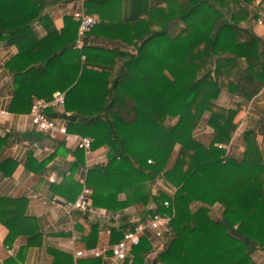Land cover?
Segmentation results:
<instances>
[{
	"label": "trees",
	"instance_id": "1",
	"mask_svg": "<svg viewBox=\"0 0 264 264\" xmlns=\"http://www.w3.org/2000/svg\"><path fill=\"white\" fill-rule=\"evenodd\" d=\"M69 1L0 0V46L16 48L5 64L14 90L9 112L29 113L35 99L61 93L67 131L91 138L92 151L106 147V163L88 170L85 185L94 209L119 216L108 229L111 247L136 227L125 213L129 207H142L139 223L154 214L169 218L171 235L161 252L148 261L153 247L142 236L124 264H256L254 254L264 252V125L260 143L253 128L242 133L241 157H226L225 147L247 104L264 89V41L248 23L264 15V0H163L157 29L138 18L123 20L120 0H86V11L96 16L89 36L117 41L134 55L88 47L87 39L74 49L78 21L66 16L57 30L45 13ZM206 18H212L207 27H195ZM221 93L239 100L234 109L217 104ZM205 115L208 141L195 138ZM157 182L173 194L153 193ZM216 204L218 219L210 211ZM25 206L22 199H0V224L8 232L3 245L27 238L15 258L0 264H20L25 248L39 244ZM98 228L92 225L83 239L86 249L95 248ZM48 253L51 264H99Z\"/></svg>",
	"mask_w": 264,
	"mask_h": 264
},
{
	"label": "crops",
	"instance_id": "2",
	"mask_svg": "<svg viewBox=\"0 0 264 264\" xmlns=\"http://www.w3.org/2000/svg\"><path fill=\"white\" fill-rule=\"evenodd\" d=\"M85 1L71 0L46 9L45 13L50 16L53 26L60 30L63 27L64 17H73V14L81 7L86 10ZM162 1L120 0L118 3L121 6L117 13L123 20L138 18L140 21L149 23L152 29H157L160 27L157 7ZM91 16L96 17L95 15ZM258 19V23H252V30L257 37L264 41V15L261 13ZM123 20H108L104 23H125ZM202 24L204 23L199 21L195 24V27H202ZM180 28L178 26L173 30L178 32ZM36 34L41 37L44 32L37 27ZM86 39L88 47L98 49L120 47L121 50L135 54L133 48L122 46L117 41H107L89 35ZM15 54V47L0 46V112L5 113L0 115V199L24 200L26 202L24 215L32 221L34 228L39 231V244L25 248L20 264H51L52 256L48 253L49 249L68 254L75 263L77 260L74 259L73 253L86 249L83 239L90 235L92 225L98 224L99 227L98 240L95 245V248L99 249H109L111 247L109 245L108 229L118 226L119 216L113 215L110 211L94 209L93 212L84 213L67 207V204L75 201H72L76 190L75 185L80 186L79 193L82 186L85 185L88 170L106 163L107 149L101 147L94 151L90 150L88 153H80L77 151L78 149L66 143L62 137L49 138L38 132L31 124L29 113L13 114L9 112L14 90L12 80L5 69V64ZM238 101L237 98L221 93L217 104L234 109ZM258 109L264 110V89L253 101L247 104L246 118L248 121L243 129L244 132L246 128L254 127L256 139L261 142L264 116ZM47 114L58 125L67 127L68 120L62 116L63 107L50 109ZM205 118L204 116L203 120L205 122L202 121L198 127L203 128L204 134L210 136L212 130L207 126V119ZM242 124L245 125V113ZM209 131L211 133H208ZM236 131L238 132V128ZM237 132L234 133L231 143L225 147L226 157L239 158L243 154V145L239 147L240 151L237 154L232 152V150L238 148L234 147ZM13 165H16L14 169ZM151 189L153 193L158 190L169 194L174 192V189L171 188L172 191L168 190L167 184L162 182L155 183ZM123 199V195H120L119 200ZM198 207L197 204L192 205V209ZM141 209L142 207L133 206L126 209L125 213L136 226H143L142 236L146 237L154 248L147 256V260L151 261L157 253L161 252L162 245L146 227L150 218L147 217L139 223ZM210 211L214 218H220L222 210L218 204L214 205ZM7 233V230L0 224V253L2 256L15 258L18 251L25 247L27 238L26 236H18L11 247L7 248L3 245ZM108 259H110L109 252L106 254V260L97 259V261L99 264H108ZM256 264H264V259L261 263Z\"/></svg>",
	"mask_w": 264,
	"mask_h": 264
},
{
	"label": "built area",
	"instance_id": "3",
	"mask_svg": "<svg viewBox=\"0 0 264 264\" xmlns=\"http://www.w3.org/2000/svg\"><path fill=\"white\" fill-rule=\"evenodd\" d=\"M73 18L78 21L76 39L73 48L81 50L85 46L86 37L94 28L96 22L82 7L73 14ZM82 59L84 60V57H82ZM63 105L64 95L61 93L54 94L52 99L48 101L44 99H35L32 102L29 111L32 126L38 132L45 134L49 138L62 137L66 143L71 144L75 149L88 153L92 146L93 140L91 138L69 133L66 126L58 125L53 118L48 116V110L57 109L63 107ZM4 114V112H0V115ZM197 128L198 131L195 132V138H198L200 133L204 132L203 128ZM218 148H221V146H218ZM148 163L151 164L150 161H148ZM91 195L92 191L86 185H83L75 201L67 204L68 209L78 210L84 213L93 212L94 208L92 207ZM164 207H169L168 202H164ZM146 227L152 232L154 238L162 246L171 235L169 218L159 214H154L149 219ZM143 229V226H136L132 231L124 232L122 238L109 249L91 248L78 250L73 253V257L75 260L83 258L106 260V254L109 252L110 259H108V264H122L131 254L132 249L139 244Z\"/></svg>",
	"mask_w": 264,
	"mask_h": 264
},
{
	"label": "rangeland",
	"instance_id": "4",
	"mask_svg": "<svg viewBox=\"0 0 264 264\" xmlns=\"http://www.w3.org/2000/svg\"><path fill=\"white\" fill-rule=\"evenodd\" d=\"M257 1V3H258V1L259 0H256ZM255 1V2H256ZM256 5V4H255ZM260 15V14H259ZM211 19L212 18H206V19H203L202 21H201V23H204V24H202V28H205V27H207V25L211 22ZM258 21H259V19H257L256 21H250V22H248V23H251V25L250 26H252L253 24L252 23H258ZM248 26V24L247 23H245V24H243V27H247ZM227 106H228V104H226ZM246 116H247V113H246V110H245V125H243L242 124V121H243V118H244V115H243V117H242V120L240 121V123H239V126H238V132H237V135L235 136V140H234V147H238V148H236V149H234V150H232V152L233 153H238L240 150H239V147L241 146V145H243V148H244V140H243V137H242V133H243V129H244V127H246V125H247V118H246ZM205 119H207V115H205ZM203 122H205V120H202ZM174 122V121H173ZM202 123V122H201ZM250 128L252 129V128H254V127H252V126H250ZM198 128H196L195 129V132H197L198 130H197ZM208 133H211L210 131L208 132ZM200 137V138H199ZM198 137V139H201L202 141H208V137L209 136H207V134H204V132H202V133H200V136ZM260 143V142H259ZM163 183V182H162ZM163 184H165V183H163ZM168 190H171L172 191V189L170 188V187H168ZM5 256H2L1 255V253H0V259H3ZM264 259V252H262V251H258V252H256L255 253V256H253V261L255 262V263H261V261Z\"/></svg>",
	"mask_w": 264,
	"mask_h": 264
}]
</instances>
